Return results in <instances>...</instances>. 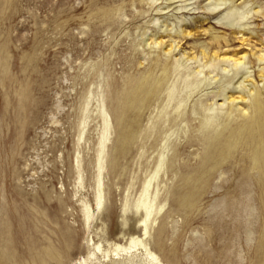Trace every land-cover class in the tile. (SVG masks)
Listing matches in <instances>:
<instances>
[{"label":"rangeland","instance_id":"obj_1","mask_svg":"<svg viewBox=\"0 0 264 264\" xmlns=\"http://www.w3.org/2000/svg\"><path fill=\"white\" fill-rule=\"evenodd\" d=\"M263 53L264 0H0V264L98 263L95 243L132 235L162 264H264V168L223 148L245 118L221 141L207 125L208 98L239 73L214 54H246L261 85ZM147 180L162 210L145 236ZM103 260L157 264L139 246Z\"/></svg>","mask_w":264,"mask_h":264},{"label":"bare ground","instance_id":"obj_2","mask_svg":"<svg viewBox=\"0 0 264 264\" xmlns=\"http://www.w3.org/2000/svg\"><path fill=\"white\" fill-rule=\"evenodd\" d=\"M157 1V0H156ZM219 2V0H218ZM244 2V1H243ZM226 4V2H223ZM214 5V4H213ZM220 6H216L219 8ZM229 9V10H228ZM227 12L224 14L223 18L229 19L230 25H235L237 23V19H231L234 16V12L237 10V6H231L228 8ZM163 13V12H162ZM179 18V17H177ZM158 19V18H157ZM156 19V21H157ZM160 20V19H158ZM183 20V19H180ZM228 21V20H227ZM227 24V23H226ZM239 25V24H238ZM242 26V25H239ZM188 34V33H186ZM190 34V33H189ZM171 49V48H170ZM168 49L166 53H170L172 50ZM207 53V52H206ZM205 51L201 52L202 59L206 58ZM217 53V52H216ZM184 55V54H183ZM184 57V56H182ZM189 58V57H187ZM214 58L217 59L220 63H228L231 66L235 67L239 70V73L236 74L231 80L222 81L217 87L216 90L212 92V95L208 98V112L210 116L207 118V125H214L217 123L218 128L222 125V129L220 131H216V135L219 138V141L225 138V131L229 128L230 121L232 119L233 114L237 113L240 117L245 118V121L242 122L238 129L232 131L229 134L228 138H225L223 141L224 150L226 153L232 151L233 145H246L248 146L251 151L253 152V156L251 157L254 166L257 168H264V95H263V88L264 87V67H260V78L262 82V86L259 82H256L251 79L252 71L249 70L247 66V55H242L239 57H231V56H223L215 55ZM195 58H192V60ZM258 62L260 64H264V53L258 56ZM180 61V59H177ZM207 66H213L212 61L205 62ZM244 68V72L242 73L241 70ZM225 71V69H224ZM242 74H241V73ZM239 74L241 76L235 82L234 78H236ZM218 81V80H217ZM242 104L243 109L237 111L238 105ZM218 109H221L219 111ZM224 110V111H223ZM248 113L249 115L246 116L245 114ZM104 121H105V134L102 136L101 140V150H100V157H99V191L97 194V208L101 210L103 204V190L101 187L103 186L101 174L104 169L101 161H103L102 154L105 153L108 141H109V129L111 126L110 119L108 114L105 110L102 112ZM228 121V122H227ZM131 127V126H130ZM130 127L126 131L124 135L123 141L126 144L131 139H133L134 131L130 130ZM225 128V129H223ZM122 144V146H123ZM211 146V144H210ZM99 154V153H98ZM163 167V160L157 165V169L152 175V177H156ZM151 188V180H147L144 184L143 190L139 196V199L135 203L134 207L138 212H141L144 217L140 221V226L143 227V234L146 236L149 234V228L151 223H154L157 219L158 214L161 212L162 207H157V200L159 198L158 190L152 195L150 193ZM98 210V211H99ZM100 212V211H99ZM82 213L84 215V220L86 225H90L91 221L94 218L93 209L90 205L84 204L82 209ZM93 223V222H92ZM129 244H114L113 249H104L101 243L94 244V253L91 257L96 256V254H102L103 259H111V257L119 258L120 253H132L133 248L141 247L145 251V254L151 259L153 263L162 264L159 260V257L151 251L150 247L139 237L136 235H132L128 238ZM113 253V255H111ZM131 256V255H130ZM89 257V259H91ZM100 260L98 263H91V264H103L105 260ZM115 259V258H114ZM84 260V259H83ZM85 261V260H84Z\"/></svg>","mask_w":264,"mask_h":264}]
</instances>
